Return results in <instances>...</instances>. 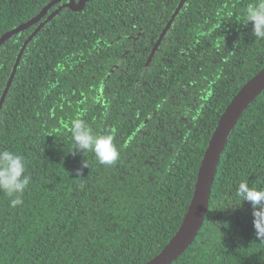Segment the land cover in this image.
<instances>
[{
  "label": "trees",
  "instance_id": "1",
  "mask_svg": "<svg viewBox=\"0 0 264 264\" xmlns=\"http://www.w3.org/2000/svg\"><path fill=\"white\" fill-rule=\"evenodd\" d=\"M52 1L0 0V37ZM180 2L89 0L30 41L0 108V149L22 155L30 177L22 204L0 192V264H145L176 234L219 117L264 69V40L243 23L254 0H186L169 27ZM36 27L0 47V99ZM77 117L114 134L115 165L72 154ZM242 181L264 188V91L232 130L203 225L172 264H264Z\"/></svg>",
  "mask_w": 264,
  "mask_h": 264
},
{
  "label": "water",
  "instance_id": "2",
  "mask_svg": "<svg viewBox=\"0 0 264 264\" xmlns=\"http://www.w3.org/2000/svg\"><path fill=\"white\" fill-rule=\"evenodd\" d=\"M62 1L63 0H53L52 2L47 4L38 15H36L26 23L20 24L18 27L12 29L11 31L6 32L0 37L1 47L13 35H16L34 25H37L35 30L24 42L18 54L7 86L1 96L0 108L2 107V104L10 89L23 53L30 41L36 36L40 29H42L44 25L53 17H55L62 9L68 8L72 12H80L84 9L86 3L89 0H79L78 2H75L74 0H67L66 3H62ZM185 2L186 0H181L178 8L176 9L175 13L172 15V18L168 23L169 27L173 23L176 15L183 7ZM56 4H60L59 7L53 13H51L46 18V20L42 21V19L47 16L49 10ZM263 91L264 69L258 72L253 78H251L242 86V88L237 92V94L225 108L222 115L219 117L217 126L212 133V136L205 150L196 178L190 204L178 231L168 242L165 248L145 264H172L193 243L206 217L211 189L217 172V166L223 154L228 138L242 115Z\"/></svg>",
  "mask_w": 264,
  "mask_h": 264
},
{
  "label": "clouds",
  "instance_id": "3",
  "mask_svg": "<svg viewBox=\"0 0 264 264\" xmlns=\"http://www.w3.org/2000/svg\"><path fill=\"white\" fill-rule=\"evenodd\" d=\"M243 23H251L255 38L264 40V0H254L247 5ZM69 131L74 144L73 155L82 153L86 157V154L91 153L96 161L104 166H113L120 159L119 149L114 143V134L97 135L90 125L79 117L70 121ZM87 167V159H84L75 174L80 176ZM25 173L26 162L22 155L7 148L0 149V192L11 198L12 207L23 203L20 196L30 182V177ZM236 194L242 201L250 203L256 239L264 241V188L250 187L246 181H242L236 189Z\"/></svg>",
  "mask_w": 264,
  "mask_h": 264
}]
</instances>
